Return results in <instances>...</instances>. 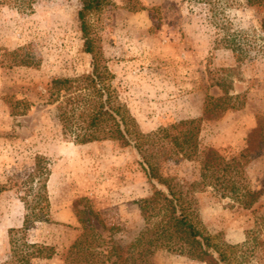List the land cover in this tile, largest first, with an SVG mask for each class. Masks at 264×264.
Listing matches in <instances>:
<instances>
[{
    "label": "rangeland",
    "instance_id": "rangeland-1",
    "mask_svg": "<svg viewBox=\"0 0 264 264\" xmlns=\"http://www.w3.org/2000/svg\"><path fill=\"white\" fill-rule=\"evenodd\" d=\"M79 8V0H0V58L4 50L23 49L32 60L0 64V264L11 258L9 230L22 228L26 213L43 204L27 237L56 253L33 264H68V249L88 220L102 253L96 261L113 264L112 247L130 243L145 226L137 202L153 186L138 153L110 140L77 144L63 135L50 99L54 79L91 71ZM263 21L264 7L247 0H110L90 17L112 86L145 134L202 117L207 97H222L226 82L243 106L205 120L200 144L227 159L241 155L264 116ZM222 25L248 50L242 61L222 46ZM19 101L26 112L12 115ZM39 156L49 169L47 207L37 183L45 176L34 173ZM161 171L183 183L201 180L194 161H168ZM238 180L262 192L252 208L208 187L195 194L194 221L234 264H264V151L244 164ZM146 264L206 263L158 249Z\"/></svg>",
    "mask_w": 264,
    "mask_h": 264
},
{
    "label": "trees",
    "instance_id": "trees-1",
    "mask_svg": "<svg viewBox=\"0 0 264 264\" xmlns=\"http://www.w3.org/2000/svg\"><path fill=\"white\" fill-rule=\"evenodd\" d=\"M109 1L79 0L78 20L84 52L91 56V71L76 78L54 79L50 88V99L56 106L63 135L77 144L110 140L133 148L153 186L152 195L137 202L145 221L144 228L130 243L113 246L108 259L115 257L113 264H146L150 254L166 249L206 264H234L227 250L214 243L212 237L195 223V194L215 187L222 190L224 197H230L243 208H252L257 203L262 192L254 191L238 179L244 164L264 151V116L257 119L256 127L249 132L246 147L239 157L227 159L212 147L202 149L200 135L203 122L219 119L228 110L243 106L242 102L236 103L240 97L230 95L226 82H223V96H208L202 117L180 120L155 132L143 133L112 86L114 77L104 57L97 52L90 17ZM247 3L264 7V0H247ZM261 28L264 31V21ZM222 46L231 49L238 62L248 51L223 25ZM1 57L0 64L9 67L32 64L29 55L23 54V49L4 50ZM24 103L19 101L13 107L12 115H23L26 106L21 107L20 104ZM181 160L197 162L201 180L183 183L162 175L165 162ZM44 162V157L36 158L34 173L39 179L45 176V180L37 183L43 192L41 202L47 207L45 190L49 169ZM43 206L38 212L30 209L26 213L22 228L9 230L11 258L1 264H33L36 260L53 258L56 253L53 246L32 242L27 237L31 226L42 219ZM87 222L80 237L68 249V264H98L97 257L102 254L97 250L98 235L92 230V222ZM243 247L253 250L251 245Z\"/></svg>",
    "mask_w": 264,
    "mask_h": 264
}]
</instances>
